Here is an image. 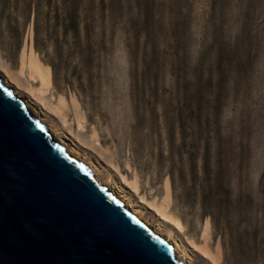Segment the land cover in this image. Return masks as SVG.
<instances>
[{
    "label": "rangeland",
    "instance_id": "obj_1",
    "mask_svg": "<svg viewBox=\"0 0 264 264\" xmlns=\"http://www.w3.org/2000/svg\"><path fill=\"white\" fill-rule=\"evenodd\" d=\"M23 53L49 71L65 134L192 264H264V0H0V64L27 96Z\"/></svg>",
    "mask_w": 264,
    "mask_h": 264
},
{
    "label": "water",
    "instance_id": "obj_2",
    "mask_svg": "<svg viewBox=\"0 0 264 264\" xmlns=\"http://www.w3.org/2000/svg\"><path fill=\"white\" fill-rule=\"evenodd\" d=\"M0 264L187 262L0 77Z\"/></svg>",
    "mask_w": 264,
    "mask_h": 264
},
{
    "label": "bare ground",
    "instance_id": "obj_3",
    "mask_svg": "<svg viewBox=\"0 0 264 264\" xmlns=\"http://www.w3.org/2000/svg\"><path fill=\"white\" fill-rule=\"evenodd\" d=\"M0 70V77L2 78L4 84L9 86L15 95L24 99V102L28 105V108H30L34 115H36L47 125L49 132L64 146L69 154L79 161L86 162L94 172L95 178L98 179L102 184L106 185L110 191L113 192L114 195L123 202V205L126 206L131 211V213L138 216V218L142 219L147 225L151 226V228H153L157 234L162 235L166 241L172 245L174 253L180 260L186 261L187 264H192V254L187 250V248L183 247L181 241L175 234L173 227H163L161 224H157L151 220V218L147 217L145 209L137 205L127 193L117 186L109 174L101 175V170L93 158L86 154H82L79 148L65 134L63 131V126L69 123L68 108L62 99L58 98V100H56L52 95V78L49 71L41 66H38L31 55H29L26 60L23 53L17 74L18 77L24 79L26 83L25 91L28 92V95L26 96L25 93L21 91L18 78L9 75L3 66H1V64ZM38 103L44 108H49L55 112L61 123L55 124L53 121L49 120L50 117L47 116L45 112H43L42 108L38 106ZM73 112V121L75 122L77 129L83 130L84 117L80 114L76 106H74ZM122 179L125 183H129L135 192L139 191V184L136 178L129 180L122 176ZM155 200L156 198H154V201L145 200V202L162 220L172 224L178 230H182L184 225L168 210L169 201L164 200L163 202L157 204ZM203 237L205 239L204 244L206 245L208 232H205ZM203 254L206 258L212 262H215V259L212 258V256H210L207 251H204Z\"/></svg>",
    "mask_w": 264,
    "mask_h": 264
},
{
    "label": "snow or ice",
    "instance_id": "obj_4",
    "mask_svg": "<svg viewBox=\"0 0 264 264\" xmlns=\"http://www.w3.org/2000/svg\"><path fill=\"white\" fill-rule=\"evenodd\" d=\"M9 95H11V94L9 93ZM40 131H41V132H43V131H44V129H43V128H40Z\"/></svg>",
    "mask_w": 264,
    "mask_h": 264
}]
</instances>
